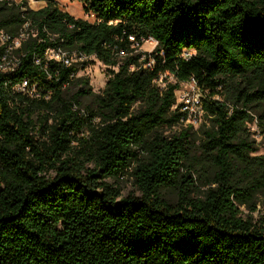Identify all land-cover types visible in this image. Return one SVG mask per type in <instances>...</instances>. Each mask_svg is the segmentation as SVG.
<instances>
[{
	"label": "trees",
	"instance_id": "16d2710c",
	"mask_svg": "<svg viewBox=\"0 0 264 264\" xmlns=\"http://www.w3.org/2000/svg\"><path fill=\"white\" fill-rule=\"evenodd\" d=\"M41 1L0 0V29L29 31L0 73V264H264V218L242 209L264 208V154L246 129L251 112L264 121V0H79L94 21ZM149 37L141 60L133 45ZM58 46L110 67L86 115L74 106L88 78L46 58ZM162 74L176 82L161 88ZM192 77L211 122L198 145L193 126L158 130L181 125L175 91ZM23 79L41 96L14 91ZM198 161L213 173L201 196ZM125 174L137 195L107 181Z\"/></svg>",
	"mask_w": 264,
	"mask_h": 264
},
{
	"label": "rangeland",
	"instance_id": "374dc122",
	"mask_svg": "<svg viewBox=\"0 0 264 264\" xmlns=\"http://www.w3.org/2000/svg\"><path fill=\"white\" fill-rule=\"evenodd\" d=\"M15 4H24L30 8L38 9L42 7L44 4L40 0H8ZM60 7L68 11L70 14H72L75 17L80 18H88L90 16H87L86 11L84 10V5L79 0H57ZM91 18V17H90ZM93 19V17L91 18ZM134 53L140 54L142 59L145 58L149 53H151L155 47L156 44L145 41L141 45L135 44L133 46ZM87 61V64L85 63V67L80 68L78 72V76H84L88 78L89 81V87L91 88L92 94H86L85 96H82L80 98L81 107L86 109V105H92L93 100L96 95L101 94L103 92V89L110 77V67L103 63L102 61L98 60L97 58H91ZM176 78L172 74H162L158 80H156V83L161 88H166L168 84L175 83ZM186 82H181L179 84V87L176 89L175 94L177 97V94L179 90L185 89ZM78 89H73V92ZM253 120L249 122L246 126V129L248 131V135L250 140L253 141L254 145L258 147V150L253 153L255 155L264 154V121H262L259 118V109L251 112ZM38 114L34 115V120L36 121V129L34 132H38V127L40 125V122L38 121ZM51 122V119H50ZM211 125L210 120L205 116L203 118V121L198 125L193 127L190 130V136L192 138L191 145H198L203 139H205L204 130L209 128ZM184 128L183 125H176L173 128L170 127H161L159 128V132H161L166 137H172L173 135H177L180 130ZM196 156V155H195ZM91 166V165H90ZM197 171H192L191 174L193 178L195 179L196 187L192 195L201 196L202 192L207 189V186H203L202 182L210 179L213 176L211 167L207 164H201L200 161H198V164H196ZM107 181L109 183L120 186L122 197H125L129 194H138V191L133 183V178L129 174H125L124 176H121L120 178H108ZM162 193L166 199L169 201H176L177 199V192L174 189H163ZM242 209L244 210L245 216H252V220L254 223L259 224L262 222L264 218V208L261 204H258L256 210H251L250 208L243 206Z\"/></svg>",
	"mask_w": 264,
	"mask_h": 264
},
{
	"label": "built area",
	"instance_id": "2783aa9c",
	"mask_svg": "<svg viewBox=\"0 0 264 264\" xmlns=\"http://www.w3.org/2000/svg\"><path fill=\"white\" fill-rule=\"evenodd\" d=\"M15 5V4H9ZM21 9H25L26 4H16ZM27 6V5H26ZM86 20L94 21L95 15L91 11H86ZM85 19V18H83ZM35 35V33H34ZM29 36L28 23H24L23 26L15 33H10L4 29H0V73H11L16 70L20 64V56L17 50L21 47V44ZM134 39V37H130ZM149 41L157 45V40L153 37L145 39L143 42ZM143 44V43H142ZM134 46V45H133ZM119 54L121 57H125L127 52L120 50ZM46 58L49 60L62 61L66 65L76 64L80 68L85 67V61L94 56L86 55L83 52L72 51L58 46L56 48L48 47L45 51ZM144 59V58H143ZM142 60V57H141ZM36 63H40V58L35 59ZM87 64V61H86ZM153 64V60L145 63L144 66H150ZM79 72V71H78ZM78 74V73H77ZM14 91L22 94H27L29 97H39L41 94L37 90V84H31L28 79H23L15 87ZM49 94L45 95V98H49ZM177 103L175 107H179L182 112L181 125L184 127L198 126L203 118L206 116V110L204 107L206 92L199 86L195 78H191L186 82L185 89L179 90L177 94ZM74 109L79 110L80 114L86 115V109L74 106Z\"/></svg>",
	"mask_w": 264,
	"mask_h": 264
},
{
	"label": "crops",
	"instance_id": "0c3cea01",
	"mask_svg": "<svg viewBox=\"0 0 264 264\" xmlns=\"http://www.w3.org/2000/svg\"><path fill=\"white\" fill-rule=\"evenodd\" d=\"M40 1H41V0H40ZM41 2L45 5V1H41ZM44 5H43V6H44ZM59 6H60V5H59ZM62 9H63V8H62ZM63 10H65V9H63ZM65 11H66V10H65ZM67 12H68V11H67Z\"/></svg>",
	"mask_w": 264,
	"mask_h": 264
}]
</instances>
